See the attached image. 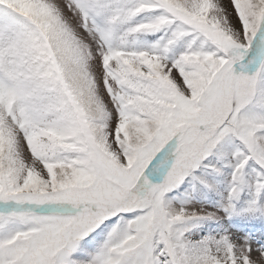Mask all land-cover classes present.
<instances>
[{
  "label": "snow or ice",
  "instance_id": "1",
  "mask_svg": "<svg viewBox=\"0 0 264 264\" xmlns=\"http://www.w3.org/2000/svg\"><path fill=\"white\" fill-rule=\"evenodd\" d=\"M0 264H264V0H0Z\"/></svg>",
  "mask_w": 264,
  "mask_h": 264
},
{
  "label": "rangeland",
  "instance_id": "2",
  "mask_svg": "<svg viewBox=\"0 0 264 264\" xmlns=\"http://www.w3.org/2000/svg\"><path fill=\"white\" fill-rule=\"evenodd\" d=\"M225 2H227V0H225ZM260 228L261 226L259 224L255 226V229H258V232L260 231Z\"/></svg>",
  "mask_w": 264,
  "mask_h": 264
}]
</instances>
